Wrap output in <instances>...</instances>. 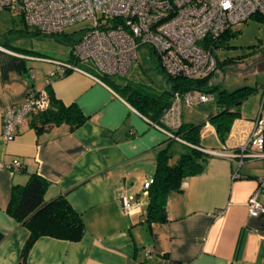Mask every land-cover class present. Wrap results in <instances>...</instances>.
Segmentation results:
<instances>
[{"label":"crops","instance_id":"1","mask_svg":"<svg viewBox=\"0 0 264 264\" xmlns=\"http://www.w3.org/2000/svg\"><path fill=\"white\" fill-rule=\"evenodd\" d=\"M5 42L0 39V264H16L28 238L27 227L11 217L6 206L12 185L24 184L31 173L46 180L45 201L66 197L80 214L85 232L76 241L38 237L29 249L28 264H264V212L251 214L247 205L264 158L225 155L248 139L264 92L257 108L245 105L247 99L241 103L240 116L224 142L210 123L201 127L198 148L210 155L206 169L187 176L179 190L169 193L165 221L148 225V196L141 211L126 213L120 194L139 193L143 182L153 179L157 154L166 145L171 162L193 146L169 135L181 123H195L183 116L186 104L178 105L172 118L164 114V124H158L91 66L77 62L81 70L51 75L55 61H73L69 44L55 57L17 50ZM148 55L154 59L150 51ZM154 63L150 68L158 74L159 85L163 75ZM127 75L109 79L123 85L133 80ZM47 87L64 104H76L86 120L72 130L61 124L41 132L27 123L6 140L1 134L4 109L29 91ZM254 96L256 102L258 94ZM216 112L214 104L208 115ZM206 121L208 116L201 122ZM15 160L21 164L18 171L7 167ZM257 198L264 204V188Z\"/></svg>","mask_w":264,"mask_h":264},{"label":"built area","instance_id":"2","mask_svg":"<svg viewBox=\"0 0 264 264\" xmlns=\"http://www.w3.org/2000/svg\"><path fill=\"white\" fill-rule=\"evenodd\" d=\"M5 9L21 16L27 26L46 34H59L78 21L92 20V25L71 46L73 61H55L51 75L81 70L79 62L90 64L100 75L123 76L137 62L139 47L147 46L166 74L201 77L211 74L217 66L211 41L254 14L264 16V0H0V12ZM209 99L212 97L203 93L196 96L187 92L182 101L176 98L166 115L174 117L181 103ZM49 103V95L43 89L29 91L23 100L9 105L2 112V136L12 140L19 127L26 125L31 115L48 109ZM262 111L264 98L248 139L226 156H238L240 160L264 158ZM7 167L18 171L21 164L15 160ZM257 182L247 201L251 214L264 212V204L257 198L264 188V169ZM151 183L152 178L145 180L139 193L120 194L123 211H141Z\"/></svg>","mask_w":264,"mask_h":264},{"label":"trees","instance_id":"3","mask_svg":"<svg viewBox=\"0 0 264 264\" xmlns=\"http://www.w3.org/2000/svg\"><path fill=\"white\" fill-rule=\"evenodd\" d=\"M251 18L264 20V16L259 14H254ZM229 30L230 28L217 39L211 41L212 52L221 38L228 36ZM76 40H70L69 37H66L64 42L72 46ZM5 45L17 49L12 47L8 41L5 42ZM22 51L32 52L25 49ZM149 51L163 75L162 83L159 85L153 87L134 80L118 85L113 84L109 76L104 75H101L102 80L111 83L113 88L139 112L161 125L164 124L161 120L163 115L176 101V98H180L182 101L187 92L215 93L217 112L208 115V121L215 128L219 139L224 142L233 121L240 116L239 107L241 103L253 94L255 89L249 85H244L228 91L218 83L211 84L209 82L213 72L201 77L170 76L165 73L153 52ZM231 62L233 61L228 60L226 63ZM218 64L220 63L217 60ZM45 90L50 98L48 109L31 115L32 119L28 121V124L37 132L61 124H68L69 129L72 130L86 120V116L76 104L66 105L57 99L48 87ZM203 124L205 122L181 123L176 129L171 130L173 135L193 145L188 152L182 153L174 162H171L172 155L169 152V145L159 150L156 157L155 173L148 188L149 201L145 215V221L148 225L155 221H165L167 219L166 200L169 193L179 190L181 182L187 176L203 172L206 169L210 155L198 148L200 146V129ZM46 185V180L37 173H31L24 184L12 185L6 212L29 230L28 238L20 250L16 264H28L29 249L40 236L45 235L76 241L85 232L80 214L73 209L64 195L50 201L44 200L43 194ZM3 237L4 234L0 231V241Z\"/></svg>","mask_w":264,"mask_h":264},{"label":"rangeland","instance_id":"4","mask_svg":"<svg viewBox=\"0 0 264 264\" xmlns=\"http://www.w3.org/2000/svg\"><path fill=\"white\" fill-rule=\"evenodd\" d=\"M91 25V19H84L67 26L62 33L46 34L36 31L32 26H27L21 16L5 9L0 12V39L3 42L8 39L11 46L16 47L17 50L25 49L34 54L60 57L61 53L67 49L64 42L66 37L76 40ZM148 51L147 46L139 47L137 66H134L128 75L126 74V78L154 87L159 76L150 68L155 64V60L149 57ZM213 52L220 64L212 73L214 77L210 80L211 83L216 82L228 91L244 85L253 87L255 91L251 97H256L254 95L258 94L256 102L252 100L255 98L249 97L245 105L254 104L255 106L256 104L257 108L260 91L264 92V20L249 18L233 24L228 36L221 38ZM228 60L233 62L227 64ZM222 64L225 65L221 66ZM84 66L88 68L91 65L84 64ZM119 79L123 80V78ZM207 94L213 96V99L183 106V116L187 122L196 123L207 119L209 110L216 103V94L213 92ZM195 95L198 96L199 92H195ZM206 122L203 126L210 123Z\"/></svg>","mask_w":264,"mask_h":264},{"label":"water","instance_id":"5","mask_svg":"<svg viewBox=\"0 0 264 264\" xmlns=\"http://www.w3.org/2000/svg\"><path fill=\"white\" fill-rule=\"evenodd\" d=\"M200 149V148H199ZM200 150H202V149H200Z\"/></svg>","mask_w":264,"mask_h":264}]
</instances>
